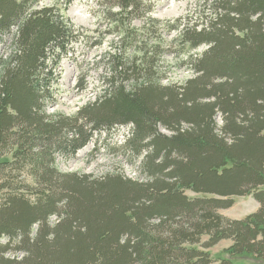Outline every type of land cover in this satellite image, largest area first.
I'll return each instance as SVG.
<instances>
[{"label":"trees","instance_id":"obj_1","mask_svg":"<svg viewBox=\"0 0 264 264\" xmlns=\"http://www.w3.org/2000/svg\"><path fill=\"white\" fill-rule=\"evenodd\" d=\"M39 4L0 0V264H212L223 240L219 264H264V0H208L199 23L188 17L177 41L193 75L181 84L156 78L158 47L132 44L117 16L128 42L73 115L47 109L83 35ZM120 126L129 135L112 146L139 177L57 166ZM237 196L258 209L221 213Z\"/></svg>","mask_w":264,"mask_h":264},{"label":"rangeland","instance_id":"obj_2","mask_svg":"<svg viewBox=\"0 0 264 264\" xmlns=\"http://www.w3.org/2000/svg\"><path fill=\"white\" fill-rule=\"evenodd\" d=\"M207 1L40 0V7L50 6L63 11L83 35L81 41L74 46V54L65 58L61 64L58 97L48 107V112L73 115L81 106L96 100L102 93L105 88L104 78L110 73L108 55L122 51V47L128 42L120 32L117 33L122 26V21L115 23L117 16L123 19L125 27L139 37L132 44L145 40L158 47L155 58L158 62L156 78H161L164 84H181L193 72L183 61L189 51L177 39L189 16H194L197 23L201 21V17L196 15L205 9ZM128 2H137L138 10L134 9L133 13L127 14L125 7ZM206 48V45H202L191 53L199 54ZM135 52V47H130L126 56L132 58ZM2 54H6L4 46L0 47V56ZM128 135L129 128L121 126L109 136L95 135L75 156L57 157L56 164L63 171L94 176L119 171L128 177H139L138 168L129 164L126 158L117 155L112 146L121 143ZM107 144L108 148L103 147ZM234 199L235 203L231 208L221 210V213L232 219H242L259 207V203L252 196H237ZM230 244L229 240H223L209 249L213 258L212 264H219V259L225 256L223 252ZM240 260L251 261L248 257H241Z\"/></svg>","mask_w":264,"mask_h":264}]
</instances>
